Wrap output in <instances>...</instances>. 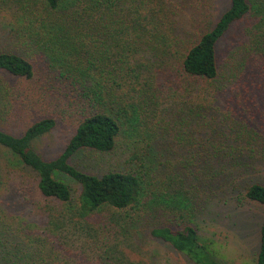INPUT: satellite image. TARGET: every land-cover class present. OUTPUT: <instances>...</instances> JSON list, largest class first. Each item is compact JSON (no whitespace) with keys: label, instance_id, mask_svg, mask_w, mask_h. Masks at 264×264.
<instances>
[{"label":"trees","instance_id":"obj_1","mask_svg":"<svg viewBox=\"0 0 264 264\" xmlns=\"http://www.w3.org/2000/svg\"><path fill=\"white\" fill-rule=\"evenodd\" d=\"M207 3L212 0L197 1L203 15L194 23L191 40L180 47L175 29L182 4L174 0H0V14L5 13L0 21V73L19 81L37 77L42 87L9 90L0 75V97L13 102L7 105L13 119L31 116L36 109L43 115L21 135L0 126V146L37 174L45 199L57 202L47 207L57 231L70 225L92 243L102 235L114 239L134 229L137 234L139 221L127 210L155 203L159 208L153 216H172L179 225L153 226L151 237L192 264H225L218 257V241L203 237L181 211L213 206L214 186L225 192L224 199L264 205V184L250 175L264 150V0H230L219 16L206 22ZM252 15L255 27L227 44L233 27ZM34 50L43 54L49 70L38 67L41 55L32 56ZM60 98L72 108L78 125L63 151L48 160L34 149L33 141L57 125V107H51ZM155 106L161 107L157 124L162 133L174 139L176 132L185 131L197 140L201 132L204 152L199 155L184 142L163 149L150 125ZM125 132L135 142L139 136L149 151L160 149L161 156L170 151L169 157L193 154L184 158L188 171V166L197 167L189 187L193 202L167 186L155 192L146 173L152 166L142 162L149 161L151 153L140 156L136 148L130 159L142 163L134 169L96 174L73 163L85 150L114 151ZM111 208L117 212L105 216L104 225L90 220ZM19 231L0 222V264H54L59 257L54 241L34 248L25 243L30 232ZM113 246L101 255L107 264H145L126 252L119 255ZM152 256L156 262L150 264H163ZM255 264H264V221Z\"/></svg>","mask_w":264,"mask_h":264},{"label":"rangeland","instance_id":"obj_2","mask_svg":"<svg viewBox=\"0 0 264 264\" xmlns=\"http://www.w3.org/2000/svg\"><path fill=\"white\" fill-rule=\"evenodd\" d=\"M197 1L174 0L178 5L180 3L183 5H180L182 16L179 18L175 29L176 35L181 40L180 47H183L187 40H191V34L196 29L194 23L200 20L199 15H203ZM229 1L212 0L211 5L207 3L205 6L209 10L205 15L206 22L211 21L209 18L215 14L219 16L229 6ZM195 5L199 7L197 8ZM4 15L5 13L0 14L1 22H4L2 17ZM11 19L9 18L10 21ZM256 23L257 19L253 15L247 20L239 22L233 27L232 35L227 37L226 43L231 44L236 39L241 38L244 30L255 27ZM35 53H38L37 56L41 55L38 56V67L49 70L47 62L43 60V54L36 50L32 53V56ZM0 75L5 78H3L2 86L9 90L12 88H21L22 90L42 88L37 77L35 80L19 81L20 79L7 72H1ZM155 83V87H157L159 83L157 81ZM236 102L234 106L237 107L238 101ZM12 103L11 100L8 102L4 97L2 101L0 97V126L16 135H21L32 122L43 116L42 112H38L36 109L31 112V116L25 115L22 119H13L9 116V108L7 107L8 104L12 106ZM54 103L51 108L54 110L57 107L54 114L57 125L51 132L33 141L34 149L48 160L57 157L63 151L78 125L77 117L72 113L70 114L72 108L67 105L63 98L56 100ZM16 105L20 108L19 103H16ZM28 111L25 113H28ZM160 113L161 107L155 106L150 125H153L151 128L155 134L158 133V144H161L163 149L168 150L170 147H175L184 142L192 144L189 147L193 148L199 155L204 152L203 147H205V144H202L200 131V133H197V140H194L193 135L185 131L176 132L174 139H170L167 134L162 133L160 125L157 124ZM10 118L11 120H8ZM196 125L199 130H204L203 126L201 128V123ZM141 147L145 148L141 149ZM135 148L138 149L136 152L140 156L147 153L148 157V154L151 153L149 161L144 159L142 162L146 164L148 162L152 166L146 173L149 172V179L152 181V188L155 192L160 193L161 189L167 186L171 191L185 193L186 197L193 202L189 187L192 181L191 175L197 170V167L188 166L190 170L188 171L186 169L188 160L184 159L185 157H192L193 154L191 153H187L184 157L181 153L169 157L170 151L165 153V156H161L160 149L149 151V147H146V144L139 140V136H137L135 142L125 132L119 138L114 151L101 153L94 150H85L77 154L72 161L79 168L96 174H102L109 170L134 169L142 163H136V160L130 159L135 152ZM261 152L259 161L252 165L250 175L252 181L264 184V150L261 149ZM218 187L214 186L213 189L215 194L211 199L213 206L204 208L194 202L196 209L188 207L183 209L181 213L186 215L184 216L186 220L191 219L194 221L203 237L214 238L218 241V257L223 263L255 264L260 249V231L264 221V205L249 199L242 201H237L235 198L224 199L225 192L221 194ZM56 204V201L45 199L41 194L38 188L37 174L28 168L22 167L9 149L0 146V222L19 229L22 235H27L30 232V238L25 241L28 246L41 249L42 242L45 243L46 240L54 241L59 256H55L53 259L54 264H107L106 261L101 259V255L103 256L109 244H112V246L118 244V246L112 248H118L119 255L126 252V255L131 259L135 261L141 259L145 264L156 262V259L152 256L153 254L159 256L163 264H192L170 245L150 236L149 229L153 226L170 225L176 227L179 225L177 219L172 216H153L154 209L159 208L154 206L155 203L146 206H134L127 210L130 216H134L139 221L136 225L138 227L137 234H135L134 229L133 234L126 232L124 236L114 239H110V237L107 239L109 235H102L98 241L93 243L84 234L75 231L70 225H67L68 228L61 229L64 231H57L51 223V216L47 212L48 206ZM114 211L116 209L113 208L100 211L93 214L90 220L95 224L104 225L105 216ZM160 213L162 212H158V214ZM55 232H58L61 237L57 236ZM138 232L143 235H139Z\"/></svg>","mask_w":264,"mask_h":264}]
</instances>
